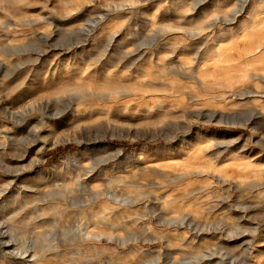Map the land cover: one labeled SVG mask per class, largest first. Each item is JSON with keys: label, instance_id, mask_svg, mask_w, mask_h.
<instances>
[{"label": "rangeland", "instance_id": "1", "mask_svg": "<svg viewBox=\"0 0 264 264\" xmlns=\"http://www.w3.org/2000/svg\"><path fill=\"white\" fill-rule=\"evenodd\" d=\"M0 264H264V0H0Z\"/></svg>", "mask_w": 264, "mask_h": 264}, {"label": "bare ground", "instance_id": "2", "mask_svg": "<svg viewBox=\"0 0 264 264\" xmlns=\"http://www.w3.org/2000/svg\"><path fill=\"white\" fill-rule=\"evenodd\" d=\"M78 187H76V186H66V187H64V191H65V194L66 195H68V196H74V195H76L77 193L76 192H78L79 191V189H81V188H79V186H80V182H78ZM83 189H85V192H90L91 194H96V192H95V188H91V187H89L88 186V184H84L83 185V187H82ZM86 190H89V191H86ZM97 191V190H96ZM63 192V191H62ZM109 192L111 193V189H109ZM112 192H115V191H112ZM111 194H113V193H111ZM110 194V195H111ZM95 196V195H94ZM119 197V196H118ZM117 197V198H118ZM80 254V253H79Z\"/></svg>", "mask_w": 264, "mask_h": 264}]
</instances>
